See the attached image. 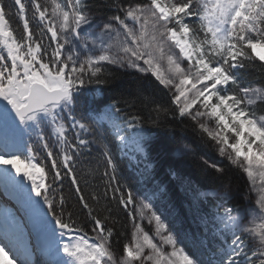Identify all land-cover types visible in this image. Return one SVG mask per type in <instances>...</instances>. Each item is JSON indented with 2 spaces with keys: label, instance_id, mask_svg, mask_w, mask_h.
<instances>
[{
  "label": "snow or ice",
  "instance_id": "obj_1",
  "mask_svg": "<svg viewBox=\"0 0 264 264\" xmlns=\"http://www.w3.org/2000/svg\"><path fill=\"white\" fill-rule=\"evenodd\" d=\"M257 61L264 0H0V264H264ZM119 71L135 86L105 98ZM154 129L178 156L203 150L216 188H191L195 234L167 186L137 196L119 179L124 158L155 179Z\"/></svg>",
  "mask_w": 264,
  "mask_h": 264
},
{
  "label": "trees",
  "instance_id": "obj_2",
  "mask_svg": "<svg viewBox=\"0 0 264 264\" xmlns=\"http://www.w3.org/2000/svg\"><path fill=\"white\" fill-rule=\"evenodd\" d=\"M8 3L11 0H7ZM91 3H96L97 0H90ZM12 26L17 29V34L22 33V24L17 20L16 17L12 18ZM260 62H256V67L250 69L245 74L246 80L262 79L264 80V70L259 68ZM117 80L115 86L111 89H105L104 97H112L121 91L130 90L135 86V82L132 76L123 71L117 73ZM146 91H151L145 85ZM157 98L161 100H167L162 92L157 91ZM259 114H264V106H260ZM177 129V135L179 136V128L181 125H175ZM180 143L190 144L193 148L199 143L196 136L189 130L184 134V138L180 140ZM176 144L170 142L168 137L160 130H153V139L150 144V163L153 165L152 175L155 177L149 183H142L140 175L129 169L128 160L126 158L121 160L119 179L122 183L128 184L134 193V195L141 194L140 190H148L152 188L156 183H160L161 186H167V189L171 196V201L177 209L180 211L181 219L183 221V227L186 230H190L194 234L199 231L194 216L196 215V204L192 201V186H199L201 190H208L216 188L211 180L206 179L199 166V157L203 155V150H198L197 156L192 157H181L178 156L174 149ZM211 150V149H209ZM95 156L96 153L93 152ZM117 159L120 160V154L117 153ZM188 166V167H187ZM189 181L191 183H189ZM232 185L237 189L243 188V181L235 173L231 174ZM68 191V185L65 184V192ZM74 204L75 201H72ZM191 204V207H190ZM167 206V205H165ZM78 211V209H77ZM120 221L118 230L124 233L121 238V246L125 239H129L131 235L132 222L125 213L120 210L118 215ZM150 231V228H147ZM151 233V231H150Z\"/></svg>",
  "mask_w": 264,
  "mask_h": 264
},
{
  "label": "rangeland",
  "instance_id": "obj_3",
  "mask_svg": "<svg viewBox=\"0 0 264 264\" xmlns=\"http://www.w3.org/2000/svg\"><path fill=\"white\" fill-rule=\"evenodd\" d=\"M133 168L139 173V171L140 170H142L143 169V164H141L140 166H139V168H137V167H135V166H133ZM240 179H242V181H243V188L241 189V190H239V194H243L244 192H246L247 191V184H246V181H245V179L243 178V177H241L240 175H239V173H235ZM141 177V176H140ZM142 178V177H141ZM233 188L234 189H237L234 185H233ZM214 189V188H213ZM211 190L212 189H208V190H202V191H209V192H211ZM139 194H137V196H138ZM253 201H254V199H255V195L253 194V196H252V198H251ZM144 226H145V228H146V230H148L147 228H149V226H148V224H147V221H144ZM131 232H132V227H131ZM151 234V233H150ZM131 239V235H130V237H129V240ZM190 251H193L192 249H189Z\"/></svg>",
  "mask_w": 264,
  "mask_h": 264
},
{
  "label": "bare ground",
  "instance_id": "obj_4",
  "mask_svg": "<svg viewBox=\"0 0 264 264\" xmlns=\"http://www.w3.org/2000/svg\"><path fill=\"white\" fill-rule=\"evenodd\" d=\"M188 167V166H187Z\"/></svg>",
  "mask_w": 264,
  "mask_h": 264
}]
</instances>
